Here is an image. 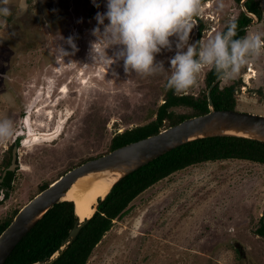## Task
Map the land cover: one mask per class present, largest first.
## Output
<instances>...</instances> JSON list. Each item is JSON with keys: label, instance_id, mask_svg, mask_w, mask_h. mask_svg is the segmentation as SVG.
<instances>
[{"label": "rangeland", "instance_id": "1", "mask_svg": "<svg viewBox=\"0 0 264 264\" xmlns=\"http://www.w3.org/2000/svg\"><path fill=\"white\" fill-rule=\"evenodd\" d=\"M255 1L262 17L243 36L264 37V0ZM95 5L93 0H9L11 15L6 25L0 23V119H12L16 131L0 143V177L8 183L0 189V221L43 184L107 153L115 133L154 119L164 101L170 73L125 72L123 60L115 59L120 46L101 38L109 21L98 25L95 19L97 12L106 13L107 0ZM241 11L235 0H201L187 43L206 42ZM97 27L99 36L93 35ZM70 36L74 53L66 43ZM169 39L171 50L161 49L155 57L165 71L177 51V37ZM58 47L70 55L60 57ZM208 69L176 95L207 92ZM229 84L235 85V109L264 115V52L234 78L218 80L219 87ZM172 111L187 115L190 109ZM26 117L33 133L54 131L59 120L60 130L51 139L28 143ZM14 146L17 166L2 173ZM261 214L264 164L235 158L199 162L136 195L112 220L86 264H264V237L254 230Z\"/></svg>", "mask_w": 264, "mask_h": 264}, {"label": "trees", "instance_id": "2", "mask_svg": "<svg viewBox=\"0 0 264 264\" xmlns=\"http://www.w3.org/2000/svg\"><path fill=\"white\" fill-rule=\"evenodd\" d=\"M240 5L241 0H235ZM246 11L258 20L262 17L260 5L255 0H246ZM238 30L251 24L252 19L242 11L231 21ZM226 31L225 29L222 31ZM245 30L237 33L240 38ZM217 77L215 70L209 68L204 76L205 88ZM235 85L219 87L218 82L210 88V97L215 109H234ZM164 101L155 112V118L148 123L115 133L110 139L108 152L127 143L139 140L174 126L189 117L209 111L206 92L194 96L176 95L166 90ZM173 108H189L187 115L174 114ZM167 123V126H165ZM244 159L264 164V142L229 135H217L195 139L172 151L160 155L140 168L115 181L102 199H96L92 215L81 226L74 238L60 249V243L77 220L75 205L71 200H61L50 206L32 229L14 247L5 264H44L57 251L60 253L52 264H86L95 244L111 226L127 204L140 192L158 180L199 162L218 159ZM81 164V163H80ZM0 189L8 187L6 180L0 177ZM47 184L40 186L39 190ZM6 193H3L4 198ZM2 198V199H3ZM1 202V199H0ZM17 212V211H16ZM13 215L0 221V232L10 223ZM258 233L264 235V226L259 219Z\"/></svg>", "mask_w": 264, "mask_h": 264}, {"label": "clouds", "instance_id": "3", "mask_svg": "<svg viewBox=\"0 0 264 264\" xmlns=\"http://www.w3.org/2000/svg\"><path fill=\"white\" fill-rule=\"evenodd\" d=\"M8 3L9 0H0V18H5L0 19V23L5 25L6 18L11 15ZM93 3L95 5V0ZM219 6L224 7L222 2ZM106 7V13L97 12L95 19L98 25H104L105 19L109 21L101 38L110 46H120L115 59L123 60L125 72L134 71L141 76L170 73L166 90H173L175 94L195 85L197 75L206 67L213 68L220 80L232 79L264 52L261 34L235 38L238 31L235 22H229L226 31L215 34L206 42L189 45L191 20L200 11L201 0H107ZM93 35H100L99 27L93 29ZM173 36L177 37V51L169 61L170 69L165 71L163 63L156 62L155 57L161 49L171 50L169 38ZM66 43L74 53V37H68ZM98 43L93 44V53ZM57 52L62 58L70 55L60 47ZM105 58L111 64L115 62ZM15 131L12 119H0V143L11 139Z\"/></svg>", "mask_w": 264, "mask_h": 264}, {"label": "water", "instance_id": "4", "mask_svg": "<svg viewBox=\"0 0 264 264\" xmlns=\"http://www.w3.org/2000/svg\"><path fill=\"white\" fill-rule=\"evenodd\" d=\"M245 1L246 0H241L240 6L242 12L252 19V24L254 21H257V18L246 11L244 7ZM248 26L239 29L237 33L245 30ZM218 80L220 79L216 77L206 89L208 112L189 117L177 125L161 129L155 134L117 147L98 157L91 158L58 176L28 200L16 212L5 229L0 232V264H5L6 260L13 252L14 247L32 229L50 206L58 201L68 200L64 198L67 189L81 176L93 172L109 170L114 173H119V176L112 182L113 184L118 179L133 172L160 155H164L189 141L204 137L229 135L264 142V115L239 111L235 108H214L210 97V88L217 83ZM17 149V146L13 147L10 165L3 170V172H10L17 166ZM104 195L99 197V199H102ZM95 207L96 202L92 206V212L83 219L80 220L77 216L76 222L60 243V249H63L62 247L74 238L81 226L92 215ZM262 224L264 225V216L262 218ZM59 254L60 253L57 251L44 264H52Z\"/></svg>", "mask_w": 264, "mask_h": 264}, {"label": "bare ground", "instance_id": "5", "mask_svg": "<svg viewBox=\"0 0 264 264\" xmlns=\"http://www.w3.org/2000/svg\"><path fill=\"white\" fill-rule=\"evenodd\" d=\"M63 91L64 89L62 92ZM60 123L61 120H59L54 131L48 132L46 134L38 132L33 133L30 125H28L30 134L28 135L27 141L29 142V140H31L30 142L34 143L38 140L41 141L51 139L60 130ZM25 145H27V143ZM118 176L119 173H114L109 170L93 172L81 176L70 185L64 195V198L72 200L74 205L76 204L75 212L78 218L81 220L92 212V206L96 202V199L103 196L108 191L110 185Z\"/></svg>", "mask_w": 264, "mask_h": 264}, {"label": "flooded vegetation", "instance_id": "6", "mask_svg": "<svg viewBox=\"0 0 264 264\" xmlns=\"http://www.w3.org/2000/svg\"><path fill=\"white\" fill-rule=\"evenodd\" d=\"M27 120H28V118L26 117V118L23 120V123H24V127L27 128V132H28L27 135H29V134H30V131L28 130V125H29V124H28V121H27ZM29 138H30V136H29ZM30 141H31V140H29L28 143H31ZM23 145H25V144H23ZM25 146H26V145H25ZM10 160H11V159H10ZM4 172H5V171H4ZM4 172H3V173H4ZM6 172H7V171H6ZM263 216H264V214H263V215L261 214V216H260V218H259V219H261V222H262V218H263ZM258 221H259V220H258ZM263 226H264V225H263ZM258 229H259V224L257 225V227L254 228V230H255V236H256V237H258V236L264 237V235H260V234L258 233Z\"/></svg>", "mask_w": 264, "mask_h": 264}]
</instances>
